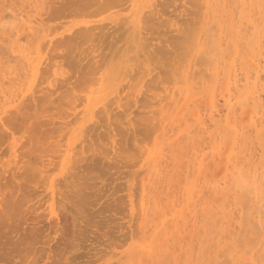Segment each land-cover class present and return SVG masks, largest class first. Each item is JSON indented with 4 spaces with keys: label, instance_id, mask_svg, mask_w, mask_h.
I'll use <instances>...</instances> for the list:
<instances>
[{
    "label": "rangeland",
    "instance_id": "rangeland-1",
    "mask_svg": "<svg viewBox=\"0 0 264 264\" xmlns=\"http://www.w3.org/2000/svg\"><path fill=\"white\" fill-rule=\"evenodd\" d=\"M257 1L259 0H242V3L241 0H0V83L7 87L8 79L17 75V85L24 84L23 96L18 94V109L11 107V110L9 107L10 111L7 109V113L0 115V264H264V232L254 225L259 219L257 225L262 226L264 231V194H259L264 193V190H258L261 187L264 189V171H261L264 169V119H261L264 118V90L257 94L256 88L255 93L260 97L252 93L254 97L249 95L248 98V93L247 96L242 93L249 90L243 89L240 94L237 91L238 85H241L239 89L243 86L245 88L247 80L243 76L246 73L253 75L256 63L260 65L264 61V45H260L262 42L264 44V1ZM257 6L260 9L257 10ZM134 14L140 20L144 18V21L141 20L143 22L140 21L137 25V18L132 17L128 22L126 17ZM147 19L150 20L146 21ZM251 19H255V22ZM29 20H33L35 28L37 26L34 28L37 38L30 35V31L27 32ZM144 22L147 24H142ZM240 23L244 29L239 27ZM251 25L253 31L256 30L255 27L259 28L253 33ZM18 28L19 36L16 35ZM246 28L250 30L249 34ZM252 34H258L255 36L258 41ZM28 35L30 36L26 38ZM212 39L213 43L208 48ZM236 42L238 46L235 45ZM27 43L34 44L30 46ZM215 45L221 52L216 50L218 48ZM17 46L25 49L31 47V51L39 47L41 58L35 76L28 74L25 77L24 60L19 53L14 52ZM249 46L255 48L251 55L247 54L253 61L248 60L245 55L247 50H250L249 53L252 50ZM252 54L256 57H252ZM260 55L262 59L258 61L256 58ZM244 60L251 65L256 62L252 68L249 64H244L246 69H251L250 73L249 69L247 72L242 64H238ZM261 65L258 66L261 68L257 74L264 72L263 63ZM224 68L227 71L223 72ZM236 68L244 70L245 75L243 72L241 74L243 79L240 76L238 79L237 75L241 71L237 69L238 73ZM217 69L222 73H219L220 76L215 75L218 74ZM232 69L233 73L238 74L235 73L234 76ZM11 71L13 76H10ZM226 73L230 78L225 75L224 80ZM231 80L233 86L229 84ZM239 80L245 83L241 84ZM214 82L218 85V88L215 87L217 92L212 88L215 86ZM261 82L259 77L257 87L263 86L258 92L264 87V75ZM225 86L233 89L229 87L230 91ZM219 88L222 89L221 92ZM229 93L234 95L231 94L233 99ZM211 100L218 102L215 103L217 106L214 103L209 106ZM238 100H250V109L246 107L247 101V104L241 101L245 103L243 106ZM233 102L235 105L231 104ZM210 108L212 110L209 111ZM248 109L249 112L252 110L250 114ZM230 113L232 114L229 115ZM218 114L223 117L219 115L220 118ZM241 114H246L247 117L244 118ZM256 118L261 119L262 123ZM250 119L251 122L254 121V125L249 122ZM235 120H239L236 124L244 122V131L242 124H239L242 127L237 125V130L233 123ZM203 121L205 126L202 128ZM206 125L207 131H204ZM254 126L260 128L259 131ZM261 132L263 134L260 136ZM247 134L251 141L245 138ZM235 137L236 142L233 140ZM239 138L241 139L238 141ZM68 143H72L75 153L73 161L67 165L69 173L67 169V172L60 171L61 165H55L56 161L54 163L52 160L54 152H64ZM197 147L202 148L199 149L200 152ZM238 148L246 156L243 151L241 155ZM249 148L253 151H249ZM219 152H222V156ZM250 154H255L257 160ZM228 156H233V161ZM200 157L204 162L200 161ZM241 157L245 160L238 159ZM74 159L78 161L73 163ZM157 159L159 165L166 159V164L164 162L162 165L173 176L168 175L162 165L156 168ZM169 159L172 161L169 162ZM249 162L253 164V168ZM235 164L240 171L235 170ZM35 168L40 169V173L34 172L38 170ZM254 168L256 173L254 170L252 172ZM151 169H154L153 172H149ZM187 170L189 174L186 173ZM231 172L234 173L228 183ZM250 172V177L258 174L261 180L256 179V184L253 185L249 182L246 189L252 192L256 186L258 191L255 189L252 194L245 190L246 195H249L247 200L245 193L243 195L241 191L245 188H236L235 181L244 173L248 178ZM150 173L152 176L155 174L156 180ZM225 175L227 179H223L226 178ZM170 177L174 178L170 180ZM250 177L249 180L245 179L250 181ZM53 178L54 186L57 185L51 198L45 184H49ZM167 178L168 184L164 182ZM214 180L219 183L216 185L215 181L213 186ZM142 183L146 185L145 189L155 193H148V189L142 190ZM225 184L235 188L231 189L229 185L225 187ZM216 186L219 190L222 186L223 190L214 191ZM214 192L220 196L216 197ZM165 195L172 198H169L171 201L167 200L169 203L166 201L167 204ZM230 195L233 196L230 198ZM261 195L263 201L259 199ZM143 202H146L147 211H152H146L147 216L141 210ZM51 205L60 213L59 219L49 217ZM149 206L157 207L158 210H151ZM224 206L225 209L228 208L225 211ZM256 209L263 212L262 219L259 217L260 212H253ZM227 210L230 213H224ZM245 211L246 214L250 211L249 216H243ZM148 214L151 215L148 217ZM143 216L151 219L146 220ZM253 216H257L255 221ZM251 218L254 219L250 220ZM222 228L228 229L230 233L226 234L227 231L225 233Z\"/></svg>",
    "mask_w": 264,
    "mask_h": 264
},
{
    "label": "bare ground",
    "instance_id": "bare-ground-1",
    "mask_svg": "<svg viewBox=\"0 0 264 264\" xmlns=\"http://www.w3.org/2000/svg\"><path fill=\"white\" fill-rule=\"evenodd\" d=\"M203 1H204V0H203ZM208 1H209V0H208ZM249 1H250V0H249ZM259 1H260V0H259ZM259 1H257V2L260 3ZM261 1H262V0H261ZM263 1H264V0H263ZM247 2H248V0H247ZM203 3H204V2H203ZM241 3H242V0H241ZM250 3H251V2H250ZM258 3H257V4H258ZM215 4H216V2H215ZM247 4H248V3H247ZM244 5H245V4H244ZM244 5H243V6H244ZM261 5H263V3H262ZM245 6H246V5H245ZM249 6H251V4H250ZM254 6H255V5H254ZM34 7H35V6H34ZM255 7H256V6H255ZM263 8H264V6L262 7V9H263ZM258 9H260V8L257 6V10H258ZM262 9H261V11H262ZM22 10H23V9H22ZM252 10H253V9H252ZM257 10H256V11H257ZM29 11H30V10H29ZM29 11H28V12H29ZM261 11H258V12L261 13ZM263 11H264V9H263ZM37 12H38V11H37ZM251 12H252V11H251ZM11 13H12V12H11ZM16 13H17V12H16ZM18 13H19V12H18ZM249 13H250V12H249ZM249 13H248V14H249ZM252 13H253V12H252ZM252 13H251V16H252ZM255 13L257 14V12H255ZM255 13H254V14H255ZM263 13H264V12H263ZM38 14H39V13H38ZM132 14H133V13H132ZM143 14H144V13H143ZM217 14H218V13H217ZM13 15H14V14H13ZM237 15H238V14H237ZM263 15H264V14H263ZM14 16H15V15H14ZM142 16L145 17L144 15H142ZM142 16H141V17H142ZM240 16H242L241 13H240ZM258 16H259V15H258ZM22 17H23V16H22ZM132 17H133V18H137V15L134 14V15H131V16L129 15V17H126V18H128V20H129L128 22L131 21ZM146 17H147V16H146ZM252 17H253V16H252ZM261 17H262V16H261ZM147 18H151V17L148 16ZM238 18H239V17H238ZM240 18H241V17H240ZM245 18H246V17H245ZM253 18H254V17H253ZM255 18H258V17L256 16ZM0 19H2V17H0ZM14 19H15V18H14ZM29 19H30V18H29ZM34 19H35V18H34ZM143 19H144V18H143ZM143 19H141V20H143ZM152 19H153V18H152ZM152 19H151V20H152ZM35 20H36V19H35ZM119 20H120V19H119ZM119 20H118V21H119ZM134 20H135V19H134ZM141 20H140V17L137 18V20H136L137 25H138V23H139ZM148 20H150V19H147L146 21H148ZM247 20H249V19H247ZM251 20L253 21V19H251ZM251 20H250V21H251ZM257 20H258V19H257ZM257 20H256V21H257ZM32 21H33V20H31V21L29 20V22L27 23V26H26L27 29H28L27 32L30 31V35H32V36L35 35V36H36V34H35L36 30H35V29L37 28V26H36V28H35V27L33 26ZM122 21H123V20H122ZM122 21H120L122 24L125 23V22H122ZM143 21H144V20H143ZM143 21H141V22H143ZM231 21H232V19H231ZM245 21H246V20H245ZM252 21H251L250 23H252ZM261 21H262V19H261ZM26 22H27V21H26ZM254 22H255V19H254L253 23H254ZM258 22L261 23L259 20H258ZM258 22H257V23H258ZM262 22H264V20H263ZM18 23H19V22H18ZM18 23H17V24H18ZM247 23H249V21H247ZM17 24H16V25H17ZM39 24H40V23H38V25H39ZM142 24H145V25H146L147 22H146V23L144 22V23H142ZM241 24H242V23H240V26L238 25L240 28H241ZM263 24H264V23H263ZM1 25H3V24H1ZM24 25H26V24H24ZM24 25H23V26H24ZM140 25H141V24H140ZM145 25H144V26H145ZM231 25H232V24H231ZM231 25H230V26H231ZM245 25H246V24H244V26H245ZM247 25H248V24H247ZM232 26H233V25H232ZM258 26H259V25H258ZM0 27H2V26H0ZM16 27H17V26H16ZM16 27H15V28H16ZM136 27H137V26H136ZM136 27H134V29H135ZM138 27H139V26H138ZM141 27H142V25H141ZM233 27H234V26H233ZM242 27H243V26H242ZM245 27H246V26H245ZM247 27H248V26H247ZM249 27H250V25H249ZM251 27H252V25H251ZM254 27H255V25H254ZM262 27H263V26H262ZM262 27H261L260 29L263 30L264 27H263V28H262ZM4 28H5V27H4ZM7 28H9V27H7ZM34 28H35V29H34ZM139 28H140V27H139ZM142 28H143V27H142ZM240 28H239V29H240ZM258 28H259V27H258ZM258 28L255 27L256 30H257ZM12 29H13V28H12ZM12 29H11V30H12ZM234 29H236V28H234ZM241 29H244V28H241ZM241 29H240V30H241ZM246 30H247V28H246ZM248 30H249V29H248ZM248 30H247V32H248L247 34H249V31H250V30L253 31L254 29H253V27H252V28H250L249 31H248ZM256 30H255V31H256ZM37 31H38V30H37ZM40 31H41V30H40ZM252 31H251V32H252ZM255 31H253V33H254ZM13 32H14V31H13ZM27 32H26V33H27ZM134 32H135V31H134ZM229 32H230V31H229ZM236 32L238 33V27H237ZM239 32H240V31H239ZM245 32H246V31H245ZM251 32H250L249 37L251 36ZM259 32H260V30H259ZM263 32H264V31H263ZM26 33H25V34H26ZM240 33H241V32H240ZM257 33H258V32H257ZM260 33H261V32H260ZM28 34H29V33H28ZM242 34H243V33H242ZM261 34H262V33H261ZM16 35H17V36L20 35V30H19V28L16 30ZM30 35L26 36V38H28ZM240 35H241V34H240ZM244 35H245V34H244ZM254 35H255V34H254ZM257 35H258V34H257ZM257 35H255V36H257ZM263 35H264V34H263ZM24 36H25V35H24ZM252 36H253V34H252ZM255 36H253V38H254ZM259 36H260V35H259ZM20 37H21V36H20ZM22 37H23V36H22ZM220 37H221V36H220ZM238 37H239V36H238ZM242 37H243V36H242ZM244 37H245V36H244ZM247 37H248V35H247ZM14 38H15V37H14ZM18 38H19V37H18ZM36 38H37V36H36ZM239 38H240V37H239ZM245 38H246V37H245ZM255 38H256V37H255ZM263 38H264V36H263ZM34 39H35V38H34ZM213 39H214V37H213ZM213 39L211 40L210 44H208V45H209L208 48H209V47L211 46V44L213 43ZM221 39H222V37H221ZM250 39H251V37H250ZM250 39H249V40H250ZM256 39H257V41H258V38H256ZM256 39H254V40L256 41ZM261 39H262V38H261ZM261 39H260V40H261ZM16 40H17V39H16ZM18 40H19V39H18ZM20 40H21V38H20ZM26 40H27V39H26ZM26 40H25V41H26ZM28 40H29V39H28ZM30 40H31V39H30ZM241 40H242V39H241ZM249 40L247 39V41H249ZM216 41H217V40H216ZM216 41H215V42H216ZM219 41H222V40L219 39ZM227 41H229V40L227 39ZM227 41H226V45L228 44ZM230 41H231V40H230ZM239 41H240V39H239ZM251 41H253V40H251ZM255 41H253V43H255ZM257 41H256V42H257ZM15 42H16V41H15ZM27 42H29V41H27ZM31 42H32V41H31ZM34 42H35V41H34ZM10 43H11V42H10ZM217 43L220 44L221 42H220V43L217 42ZM246 43H247V42H246ZM248 43H249V42H248ZM248 43H247V44H248ZM33 44H34V43H33ZM33 44L27 43V45H30V46L33 45ZM216 45H217V44H216ZM216 45H215V46H216ZM221 45H222V44H221ZM226 45H225V47L228 46V45H227V46H226ZM235 45L238 46L239 44H237V42H236ZM235 45H234V47H235ZM248 45H250V44H248ZM248 45H247V46H248ZM253 45H254V44H253ZM255 45H256V44H255ZM255 45H254V46H255ZM257 45H258V44H257ZM257 45H256V46H257ZM260 45H261V46L264 45L263 42H262V44H260ZM260 45H259V47H260ZM25 46H26V45H25ZM251 46H252V45H251ZM251 46H249V47H251ZM32 47H33V46H32ZM216 47H217V46H216ZM249 47H247V49H248ZM13 48H14V47H13ZM30 48H31V47H30ZM30 48H29V49H28V48L25 49V48H23V47H19V46H17V47H15V49H14V52L19 53V56L24 60V63H25V67H24V68H25V70H26L25 77H27L28 74H30L31 76H33V75L35 76V73L38 72V66H39V62H40L39 60H40V58H41V57L39 58V55H40V54H39V50H40L39 47H37V50H35V51H31ZM217 48H218V47H217ZM237 48H238V47H237ZM237 48H235V50H236ZM256 48H257V47H256ZM213 49H214V48H213ZM220 49H221V48H220ZM250 49H252L250 53H249L250 50H247L248 53H247V52H245L246 54L244 53L247 57H248V55H251L252 51L255 50L254 47H253V48L251 47ZM253 49H254V50H253ZM263 49H264V47H263ZM263 49H262V50H263ZM216 50H219V48L216 49ZM239 50H240V49H239ZM239 50H238V51H239ZM256 50H257V49H256ZM219 51L221 52V50H219ZM224 52H225V51H224ZM240 52H241V51H240ZM209 53H210V52H209ZM234 53H236V51H235ZM237 53H238V52H237ZM256 53H257V52H256ZM262 53H263V52H262ZM240 54H241V53H240ZM244 54H243V55H244ZM247 54H248V55H247ZM253 54H254V53H253ZM253 54H252V57L254 56ZM260 54H261V53H260ZM237 55H238V54H237ZM243 55H240V56H243ZM245 55H244V56H245ZM263 55H264V54H263ZM263 55H262V56H263ZM209 56H210V55H209ZM233 56H235V55L233 54ZM249 57H250V56H249ZM249 57H248L247 59L250 60V61H253V60L250 59L251 57H250V58H249ZM254 57H256V56H254ZM231 58H232V57H231ZM233 58H234V57H233ZM260 58H261V55H260L259 58H256V59L259 61ZM262 58H264V57H262ZM262 58H261V59H262ZM235 59H236V58H235ZM235 59H234L233 61L236 62ZM238 59H239V58H238ZM238 59H237V60H238ZM247 59H246V61L248 62ZM228 60H229V59H228ZM241 60H243V59H241ZM254 60H255V58H254ZM263 60H264V59H263ZM244 61H245V60H244ZM244 61H242V62H244ZM246 61H245L244 63H242V62L240 61L238 64H240V65L242 64V66L244 67V64H246ZM255 63H256V62H254L253 64L255 65ZM259 63H260V62H259ZM262 63H263V65H264V61H262ZM262 63H261V64H262ZM216 64H217V63H216ZM216 64H215V65H216ZM231 64H232V62H231ZM236 64H237V62L235 63V65H236ZM247 64H249L250 66H249V65H248V66L252 68V65H253V64L251 65L250 62L247 63ZM247 64H246V65H247ZM261 64H260V65H261ZM232 65H233V64H232ZM240 65H239V66H240ZM254 65H253V66H254ZM256 65H257L256 68L254 67L255 70H254V74H253V75H252V73H251L250 75H247V73H246V75H245L244 72H243L244 70L242 71L243 67H242V69H240V68H239V69L236 68V70H235V71H237V69H238V70L241 71V72H240V75H237V76H238V79H239V76H240V78H241V74H242V72H243V74H244L245 76H247L246 79H245V76H243V77H244V80H245V81L247 80L246 83H245V81H243V80L241 81V82H244V83L246 84V85H245V88H244L243 85H242V86H243L242 89H239V86H241V85H238V87H237V88H238V90H237L238 93L241 92V91H243V89H245L246 91L249 90V91H247L246 93H244L245 91L242 93L243 95H244V94L246 95V94L248 93V96L246 95V96H247L246 98L250 97L249 95H251V96L254 97V94L252 95V93H255V90H257L256 88H258V90H259V89H261V86H263V85H261V86H259V85H260V83H262L261 80H263L264 72H263V74H257V73L260 72L259 70H260L261 67L258 68V66H260V65L257 64V63H256ZM230 66H231V65H230ZM236 66H237V65H236ZM261 66H262V65H261ZM237 67H238V66H237ZM21 68H22V67H21ZM231 68H232V67H231ZM222 69H223V68H222ZM225 69H226V68H224L223 72L227 71V70H225ZM228 69H229V66H228ZM244 69L247 70V72H248V69H249V73H250V71H251V69L248 68V67H247V69L244 67ZM218 70H219V69H217V72H218ZM0 71H1V69H0ZM219 71H220V70H219ZM235 71H234V72H235ZM261 71H262V70H261ZM215 72H216V70H215ZM230 72H231V70H230ZM237 72L239 73V71H237ZM245 72H246V71H245ZM252 72H253V70H252ZM9 73H10V76H11V75H12V74H11L12 71L9 72ZM212 73H213V72H212ZM219 73H221V72H218V74H215V75L220 76ZM227 73H229V71H228ZM227 73L224 74V80H225V75L227 76ZM232 73H233V69H232ZM232 73H230V74H232ZM235 73H236V72H235ZM235 73H233L234 76H235L236 74H238V73H236V74H235ZM249 73H248V74H249ZM13 74H14V73H13ZM221 74H222V73H221ZM243 74H242V75H243ZM5 75H6V74H5ZM8 75H9V74H8ZM213 75H214V74H213ZM215 75H214V76H215ZM259 75H261L262 77L259 76ZM12 76H13V75H12ZM14 76H15V74H14ZM214 76H213V77H214ZM228 76H230V75H228ZM228 76H227V77H228ZM231 76H232V75H231ZM237 76H236V78H237ZM18 77H19V76H17V75H16L14 78H12V77L10 78V77H9L10 79H8V78L6 77V78L8 79V82H9V85H8L7 87H4V86H3V83H0V115H1L2 113L4 114L5 112L7 113V109H9V107H10V108H11V107H14V108H16V109H18V107H19V104H20V98H19V95H22V96H23V88H22V87L24 86V84L19 83V84H21V85H17V83L19 82V81H16V80L18 79ZM25 77H24V78H25ZM248 77H253V78H252V79L249 78L251 81H248V80H249ZM259 77H260V83H259L258 86H259L260 88L257 87V83H258V81H259ZM228 78H230V77H228ZM236 78H235V79H236ZM215 79H216V77H215ZM232 79H233V78H232ZM241 79H243V78H241ZM241 79H240V80H241ZM25 80H26V79H25ZM216 80H217V79H216ZM216 80H215V81H216ZM219 80H220V78H219ZM219 80H218V85H219V82H220ZM226 80H227V79H226ZM240 80H239V82H240ZM0 81H1V80H0ZM23 81H24V80H23ZM23 81H22V83H23ZM222 81H223V80H222ZM236 81H237V80H236ZM3 82H4V81H3ZM16 82H17V83H16ZM225 82H226V81H225ZM239 82H237V84H240V83H241V82H240V83H239ZM14 83H16V84H14ZM24 83H25V82H24ZM214 83H215V82H214ZM227 83H228V82H227ZM234 83H236V82H234ZM244 83H243V84H244ZM30 84H31V83H30ZM221 84H222V82L220 83V86H221ZM225 84H226V83H225ZM229 84H232V80H231V83H229ZM229 84H228V85H229ZM241 84H242V83H241ZM218 85H217V83H215V86H213L212 88H214V90H215V87L217 86V88H218ZM228 85H227V86H228ZM232 86H233V84H232ZM246 86H247V87H246ZM225 87H226V86H225ZM229 87H230V86H229ZM229 87H228V88L226 87V89H228V90L231 91V89H233V88L230 87L231 89H229ZM20 88H22V89H20ZM226 89H225V90H226ZM214 90H213V94H215V93H214ZM217 90H218V89H217ZM221 90H222V89L219 88V92H221ZM235 90H236V86H235ZM239 90H240V91H239ZM258 90L256 91V93H257V94H258V93L261 94V92H263V90H264V87L262 88V91L260 90V91L258 92ZM215 91H216V90H215ZM230 91H229V92H230ZM216 92H217V91H216ZM226 93H228V92L226 91ZM226 93H225V95H226ZM235 93H236V92H235ZM238 93H236V95H239V94H240V93H239V94H238ZM256 93H255V94H256ZM263 93H264V92H263ZM18 94H19V95H18ZM221 94H222V93H221ZM229 94H230V93H229ZM229 94H227V95H229ZM231 94H232V93H231ZM231 94H230V97H232V95H233V94H232V95H231ZM242 94H241V95H242ZM257 94H256V96H258ZM216 95H217V94H216ZM245 95H244V96H245ZM209 96H210V95H209ZM219 96H220V93H219ZM233 96H234V95H233ZM214 97H217V96H214ZM226 97H227V96H226ZM228 97H229V96H228ZM235 97H237V96H235ZM235 97H234V99H238V98H235ZM258 97H260V96H258ZM258 97H257V98H258ZM262 97L264 98V96H262ZM262 97H261V98H262ZM220 98H221V97H220ZM239 98H240V97H239ZM18 99H19V100H18ZM21 99H22V98H21ZM208 99H209V98H208ZM212 99H214L213 96H212ZM215 99H216V98H215ZM228 99H229V98H228ZM232 99H233V97H232ZM232 99H230V100H232ZM258 99H259V98H258ZM17 100H18V101H17ZM216 100H217V99H216ZM219 100H220V99H218V101H219ZM223 100H224V99H223ZM225 100H227V98H226ZM259 100H260V99H259ZM259 100H257V101H259ZM261 100H263V99H261ZM21 101H22V100H21ZM211 101H212V102H211ZM211 101H210V103H209V106L212 105L211 103H214V104H215V103H216V104L218 103V102H216V101L213 102L214 100H211ZM221 101H222V100H221ZM221 101H220V103H221ZM227 101H228V100H227ZM238 101L241 102V101H244V100H238ZM246 101H247V100H246ZM246 101H244V102L246 103ZM254 101H255V100H254ZM18 102H19V103H18ZM222 102H223V101H222ZM228 102H229V101H228ZM244 102H241L243 106H244V104H245ZM261 102H262V101H261ZM261 102H259V103H261ZM235 103L237 104L236 101H235ZM243 103H244V104H243ZM247 103H248V105H246V107L249 108V107H250V100H249V102L247 101ZM247 103H246V104H247ZM254 103H255V102H254ZM254 103H253L252 105H254ZM105 104H106V103H105ZM210 104H211V105H210ZM216 104H215V105H216ZM226 104H227V102H226ZM228 104H229V103H228ZM231 104H234V102L231 103ZM238 104H239V103H238ZM238 104H237V105H238ZM255 104H256V103H255ZM257 104H258V103H257ZM219 105H223V104H219ZM234 105H235V104H234ZM242 105H241V107H242ZM206 106H207V105H206ZM216 106H217V105H216ZM248 106H249V107H248ZM256 106H257V105H256ZM258 106H259V105H258ZM260 106H261V105H260ZM196 107H197V106H196ZM214 107H215V106H214ZM218 107H219V106H218ZM218 107H217V108H218ZM222 107H223V106H222ZM225 107H226V106H225ZM227 107H228V106H227ZM227 107H226V108H227ZM229 107H230V106H229ZM235 107H236V106H235ZM239 107H240V106H239ZM261 107H262V106H261ZM263 107H264V106H263ZM208 108H209V107H208ZM219 108H220V107H219ZM233 108H234V107H233ZM247 108L244 107L245 111H247ZM229 109H230V108H229ZM244 109H242V110L244 111ZM249 109H250V108H249ZM249 109H248V112L250 111ZM256 109H258V108H256ZM11 110H12V108H11ZM198 110H199V109H198ZM210 110H212V109L210 108L209 111H210ZM224 110H225V109H224ZM224 110H223V112H226V113H227V111H224ZM226 110H227V109H226ZM240 110H241V109H240ZM240 110H238V111H240ZM242 110H241V111H242ZM259 110H260V109H259ZM262 110H263V109H262ZM8 111H10V109H9ZM220 111H222V110H220ZM230 111H231V110H229V112H230ZM238 111H235V112L238 113ZM263 111H264V110H263ZM93 112H94V111H93ZM205 112H208V110H207V111L205 110ZM205 112H204V113H205ZM211 112H212V111H211ZM229 112H228V113H229ZM251 112H252V110H251ZM251 112H249V114H250ZM196 113H197V112H196ZM200 113H201V112H200ZM209 113H210V112H208V115H210ZM214 113H215V112H214ZM214 113H212V114H214ZM216 113H217V112H216ZM218 113H220V112H218ZM94 114H95V113H94ZM205 114H207V113H205ZM231 114H232V113H230L229 115H231ZM234 114H235V113H234ZM246 114H248V113H246ZM246 114H245V115L241 114V116L243 115V117L245 116L244 118H246V117H247ZM249 114H248V116H250ZM260 114H261V113H260ZM198 115H199V112H198ZM201 115H202V114H201ZM219 115H220V114H218V116H219ZM227 115H228V114H227ZM237 115H238V114H237ZM251 115H252V114H251ZM253 115H254V114H253ZM253 115H252V116H253ZM255 115H256V114H255ZM262 115H263V114H262ZM262 115H261V116H262ZM195 116H196V119H197V115H195ZM204 116H205V115H204ZM218 116H217V117H218ZM220 116L223 117V115H220ZM220 116H219V117H220ZM235 116H236V115H235ZM257 116H260V115L258 114ZM263 116H264V115H263ZM193 117H194V116H193ZM198 117H199V116H198ZM215 117H216V116H215ZM233 117H234V116H233ZM250 117H251V116H250ZM1 118H2V116H1ZM1 118H0V121H1ZM202 118H204V117H202ZM207 118H208V117H207ZM207 118H206V120H205V119H204V120L207 121ZM220 118H221V117H220ZM224 118H226V117H225V114H224ZM200 119H201V118H200ZM200 119H198L199 122L202 120V119H201V120H200ZM215 119H216V118H215ZM230 119H232V121H234L233 118H230ZM256 119H257V118H256ZM261 119H264V118H261ZM261 119L258 118L257 120H258L259 122L262 123V120H261ZM211 120H212V119H211ZM211 120H210V118H209V121H211ZM219 120H222V119H219ZM219 120H218V123H220ZM226 120H227V118H226ZM254 120H255V119H254ZM260 120H261V121H260ZM209 121H208V122H209ZM213 121H215V120H213ZM238 121H239V120H237V121L235 120V122H233V123L236 125L237 130H238V126H239V127H242V126H243V127H244L243 131H244V130H245V126H244L245 124H244V125L242 124V123H244V122L242 121V123L240 122V123L236 124ZM240 121H241V120H240ZM211 122H212V121H211ZM222 122H223V120H222ZM245 122H247V124H248V121L245 120ZM249 122H251V119H250ZM255 122H257V121H255ZM259 122H258V123H259ZM263 122H264V121H263ZM206 123H207V122H206ZM212 123H213V122H212ZM218 123H217V124H218ZM229 123H232V122L229 121ZM251 123L253 124L254 121L251 122ZM1 124H2V123H1ZM199 124H200V123H199ZM213 124H214V123H213ZM239 124H242V126H240ZM247 124H246V125H247ZM210 125H212V124H210ZM214 125H215V124H214ZM218 125H219V124H218ZM224 125H225V124H224ZM237 125H238V126H237ZM248 125H251V124H248ZM253 125H254V124H253ZM253 125H252V126H253ZM198 126H199V125H198ZM204 126H205V125H204V121H203V125H201V127L203 128ZM222 126H223V125H222ZM225 126H226V125H225ZM228 126H229V125H227V128H229ZM258 126L260 127V125H258ZM263 126H264V124H263ZM219 127H221V126H219ZM233 127H235V126H233ZM206 128H207V125H206L204 131H207ZM216 128H218V127H216ZM221 128L224 129V127H221ZM248 128H250V127H248ZM248 128H247V129H248ZM254 128H257V127L254 126ZM260 128H262V127H260ZM260 128H259V129H260ZM263 128H264V127H263ZM213 129H214V127H213ZM223 129H222V130H223ZM235 129H236V128H235ZM241 129H242V128H241ZM257 129H258V128H257ZM259 129H258L257 131H259ZM200 130L202 131L203 129L200 128ZM211 130H212V129H211ZM215 130H216V129H215ZM222 130H221V131H222ZM230 130H231V129H230ZM248 130H249V129H248ZM263 130H264V129H263ZM227 131H228V129H227ZM218 132H220V131L218 130ZM218 132H217V133H218ZM230 132H231V131H230ZM235 132H236V130H235ZM239 132H240V131H239ZM251 132H252V131H251ZM233 133H234V132H233ZM237 133H238V132H237ZM247 133H250V132H247ZM213 134H216V133H213ZM241 134H242V133H241ZM250 134H251V133H250ZM262 134H263V133L261 132V133H260V136H261ZM229 135H232V134L229 133ZM229 135H228V136H229ZM238 135H239V134H237V137H238ZM189 136H190V135H189ZM233 136H236V134L233 135ZM244 136H246V135L244 134ZM244 136H243V137H244ZM256 136H257V134H256ZM256 136H255V137H256ZM219 137H220V135H219ZM240 137H241V136H240ZM243 137H242V138H243ZM249 137H251V136H249ZM252 137H253V136H252ZM257 137L259 138V136H257ZM245 138L248 139V134H247V137H245ZM176 139H177V138H176ZM217 139H218V138H217ZM230 139H231V138L229 137V140H230ZM240 139H241V138H239L238 141H239ZM211 140H212V138H211ZM213 140H215V136H214V139H213ZM233 140H235V142H236V137H235V139H233ZM248 140H249V139H248ZM248 140H247V141H248ZM230 141H231V140H230ZM249 141H251V140H249ZM225 142H226V141H225ZM229 143H231V142H229ZM237 143L239 144V142H237ZM245 143H246V142H245ZM240 144H241V141H240ZM243 144H244V143H242V145H243ZM184 145H185V144H184ZM199 145H200V144H199ZM236 145H237V144H236ZM236 145H235V146H236ZM248 145H249V144H248ZM229 146L232 147V143H231V145H229ZM245 146H247V145H245ZM249 146H252V145H249ZM65 147H66V146H65ZM199 147H200V146H199ZM238 147L241 148L240 145H239ZM236 148H237V146H236ZM236 148H234V149L232 148L233 151H234ZM239 148H238V150H240L239 153L241 154V152H242L243 150H242V149H239ZM245 148H246V147H245ZM73 149H74V146H72V143H68V144H67V147H66V149H65L64 152H62V150H60L62 153H59V154L57 153V154H56V152L58 151V150H57L56 152H54L56 155L53 153L55 156L52 155V156H53L52 160H53L54 163H55V161H56L55 165H56V164L61 165V170H60V171H65L66 169L68 170V168H67L68 166H67V165L70 163V161H73V160H72V156L75 155V153L73 152ZM193 149L195 150V147H194V146H193ZM196 149L199 150L200 148L197 147ZM201 149H202V148H201ZM201 149H200V150H201ZM227 149H228V148H227ZM251 149H252V148H251ZM251 149L249 148V151H250ZM200 150H199V152H200ZM228 150H229V149H228ZM245 150H248V149L246 148ZM195 151H196V150H195ZM230 151H231V150H230ZM236 151H237V149H236ZM249 151H248V154L250 153ZM252 151H253V149H252ZM252 151H251V152H252ZM255 151H256V150H255ZM58 152H59V151H58ZM79 152H80V151H79ZM81 152H82V151H81ZM160 152H161V151H160ZM160 152H159V154H160ZM224 152H225V151H224ZM224 152H223V156H224ZM243 152H244V151H243ZM191 153L194 154L193 152H191ZM201 153H202V152H201ZM201 153H200V154H201ZM219 153H220V152H219ZM230 153H231V152H230ZM234 153H235V152H234ZM234 153L232 152V154H234ZM236 153H238V152H236ZM239 153H238V154H239ZM246 153H247V152H246ZM157 154H158V153H157ZM157 154H156V155H157ZM159 154H158V155H159ZM220 154H221V156H222V152H221ZM225 154H226V153H225ZM244 154H245V152H244ZM156 155H155V156H156ZM158 155H157V156H158ZM196 155H197V154H196ZM196 155H195V157H196ZM235 155L237 156V154H235ZM241 155H242V154H241ZM250 155H252V154H250ZM153 156H154V155H153ZM160 156H161V155H160ZM162 156H163V154H162ZM197 156H198V155H197ZM219 156H220V155H219ZM225 156H226V155H225ZM225 156H224V157H225ZM230 156H231V155H230ZM230 156H228V158H229ZM233 156H234V155H233ZM233 156H232V157H233ZM245 156H246V154H245ZM252 156L255 157V154L252 155ZM256 156H257V155H256ZM75 157H76V156H74V158H75ZM158 157H159V156H158ZM158 157H157V158H158ZM168 157H170V156H168ZM232 157H230V158L232 159L231 161H233V158H232ZM237 157H238V156H237ZM76 158H77V157H76ZM160 158L162 159L163 157H160ZM230 158H229V159H230ZM247 158H250V156L247 157ZM256 158H257V157H255V160H257ZM77 159H78V158H77ZM150 159H151V158H150ZM161 159H160V162H163V160L161 161ZM163 159H164V158H163ZM166 159H167V158H166ZM166 159L164 160V162L166 161ZM171 159H172V158H171ZM174 159H175V158H174ZM199 159H202V158L200 157ZM238 159H242V157H241V158H238ZM243 159L245 160V158H243ZM243 159H242L241 161H243ZM251 159H252V157H251ZM251 159H250V160H251ZM50 160H51V159H50ZM54 160H55V161H54ZM151 160H152V159H151ZM153 160H155V159H153ZM172 160H173V159H172ZM172 160L169 159V162L172 161ZM196 160H197V158H196ZM222 160H223V159H222ZM227 160H228V159H227ZM227 160H225V161H227ZM236 160H237V158L235 159V161H236ZM246 160H247V159H246ZM250 160H249V161H250ZM253 160H254V159H253ZM253 160H252V161H253ZM255 160H254V161H255ZM76 161H78V160H75V159H74V162H73V163H76ZM155 161H156V160H155ZM157 161H158V159H157ZM173 161H174V160H173ZM197 161H198V160H197ZM200 161H203V159L200 160ZM225 161H222V163L224 164ZM259 161H260V160H259ZM259 161H258L257 163H259ZM262 161H263V162H262ZM262 161H261V162L263 163V166H264V160H262ZM49 162H51V161H49ZM57 162H58V163H57ZM152 162H153V161H152ZM152 162H151V164H152ZM164 162H163V163H164ZM167 162H168V161H167ZM194 162H195V161H194ZM203 162H204V161H203ZM203 162H202V163H203ZM247 162H248V161H247ZM247 162H246V163H247ZM255 162H256V161H255ZM54 163H53V164H54ZM157 163H158V164H157ZM157 163H156V168H157L158 165H159V161H158ZM163 163H162V164H163ZM173 163H174V162H173ZM198 163H199V162H198ZM227 163H228V162H227ZM227 163H226V164H227ZM249 163H251V162H249ZM253 163H254V162H253ZM257 163H256V165H258ZM262 163H260V164L262 165ZM49 164H50V163H49ZM71 164H72V162H71ZM71 164H70V167H71V170H72V166H71ZM162 164L160 163V165H162ZM165 164H166V162H165ZM165 164H164V165H165ZM170 164H171V163H170ZM170 164H169V166H170ZM199 164H201V163H199ZM251 164H252V163H251ZM260 164H259V165H260ZM51 165H52V164H51ZM59 165H58V166H59ZM160 165H159V167H160ZM202 165H203V164H202ZM229 165L231 166V164H229ZM238 165H239V163H238ZM238 165H237V166H238ZM247 165H248V163H247ZM261 165H260V166H261ZM47 166H48V165H47ZM53 166H54V165H53ZM151 166H152V168H154L153 165H151ZM154 166H155V165H154ZM162 166H163V165H162ZM162 166H161V167H162ZM224 166H225V165H224ZM237 166H236V164L234 165V168H236L235 170H236V171H237V170L240 171L241 169H239V167H237ZM244 166H245V165H244ZM248 166H249V165H248ZM251 166H252L251 168H253V164H252ZM42 167H43V166H42ZM49 167H50V166H49ZM70 167H69V168H70ZM149 167H150V165H149ZM167 167H168V166H167ZM187 167H188V166H187ZM200 167H201V166H200ZM225 167H226V166H225ZM249 167H250V166H249ZM255 167L257 168V166H255ZM40 168H41V167H40ZM52 168H55V167H52ZM162 168H164V166H163ZM228 168H229V166H228ZM251 168H249L248 171H250ZM256 168L252 169V172H253V170H254V172H255V169H256ZM35 169H36V168H35ZM37 169H38V168H37ZM37 169H36V170H37ZM42 169H43V168H42ZM44 169H46V168H44ZM149 169H150V168H149ZM160 169H161V168H160ZM197 169H198V168H197ZM199 169H200V168H199ZM199 169H198V170H199ZM226 169H227V168H226ZM243 169H244V168L242 167V170H243ZM262 169H263V168H262ZM33 170H34V169H33ZM49 170H50V169H49ZM49 170H48V171H49ZM67 170H66V172H67ZM145 170H146V168H145ZM152 170H154V169L149 170V172H151ZM156 170H157V169H156ZM163 170H165V168H164ZM188 170H189V169H188ZM188 170H187V171H188ZM223 170H225V168H224ZM228 170H229V169H228ZM230 170H231V169H230ZM230 170H229V171H230ZM235 170H234V171H235ZM245 170H246V167H245ZM38 171H39V173H40V169H38L37 171H34V172H38ZM41 171H42V170H41ZM46 171H47V170H46ZM69 171H70V169L68 170L67 173H69ZM166 171H168L167 168H166L165 172H166ZM225 171H226V170H225ZM229 171H228V173H229ZM231 171H232V170H231ZM246 171H247V170H246ZM256 171H257V170H256ZM258 171H260V168H259ZM261 171H264V169L261 170ZM44 172H45V170H44ZM149 172H148V173H149ZM152 172H153V171H152ZM154 172H155V171H154ZM156 172H157V171H156ZM161 172H162V171H161ZM161 172H160V173H161ZM163 172H164V171H163ZM201 172H202V171H201ZM223 172H224V171H223ZM243 172H245V171H243ZM160 173H157V175L160 174ZM166 173L168 174V172H166ZM186 173L189 174V171L186 172ZM231 173H232V175H231ZM231 173H230V176H229V179H228V183H229V181L232 179V178L230 179V177L233 176V173H234V172H231ZM238 173H239V172H238ZM255 173H256V172H255ZM259 173H261V172H259ZM42 174L44 175V173H42ZM167 174H166V175H167ZM188 174H187V175H188ZM223 174H226V173H223ZM244 174H246V173H244ZM244 174L242 175V177H243V178H242V177H239V176H241V174L239 173V176H238L239 178H237L236 181H235V183H236V188H237V186H238V188H239V187H244V188H245V189L242 188V189H244V190H241V188H240V190L242 191V193H243L245 190H246V191H249V189H246V188L250 185V183L253 185V184L255 183L256 179H259L258 174L254 175V176L258 177V178H255L254 176H253V177H250V176L252 175L251 172L249 173L248 178H247V176H245ZM250 174H251V175H250ZM261 174H262V173H261ZM261 174H260V176H261ZM35 175H36V174H35ZM46 175H48V174H46ZM150 175L152 176V173H150ZM161 175H162V174H161ZM168 175H170V172H169ZM171 175H172V174H171ZM171 175H170V176H171ZM187 175L185 176V178L187 177ZM198 175H199V173H198ZM226 175H227V174H226ZM226 175H225V177H226ZM44 176H45V175H44ZM147 176H148V174H147ZM153 176H155V174H153ZM153 176H152V177H153ZM163 176H164V174H163ZM172 176H173V175H172ZM201 176H202V175H201ZM204 176H206V175H204ZM244 176H245L246 179H248V180H249V177H250L252 181H251V180H250V181H247V180L245 179ZM158 177H161V176H158ZM167 177H168V176H167ZM202 177H203V176H202ZM235 177H237V172H236V174H235ZM235 177H234V179H235ZM262 177H264V176H262ZM44 178H45V177H44ZM47 178H48V176H47ZM47 178H46V180H47ZM149 178H150V177H149ZM153 178H154V177H153ZM153 178H152V179H153ZM161 178H162V177H161ZM164 178H165V177H164ZM164 178H163V179H164ZM171 178H174V177H170V180H171ZM53 179H54V178H53ZM53 179H52V181H49V184H45V183H44V184H45V189L49 192V194L51 195V198H53L54 188H56L55 186L57 185V184H56V185L54 186L55 183H54L53 181H55V179H54V180H53ZM158 179H159V178H158ZM163 179H162V180H163ZM186 179H187V178H186ZM223 179H227V177H226V178H223ZM234 179H233V180H234ZM262 179L264 180V178H262ZM146 180H148V177H147ZM146 180H145V182H148V181H146ZM154 180H156V176H155V179H154ZM154 180H153V181H154ZM162 180H161V182H163ZM198 180H199V179H198ZM204 180H205V178H204ZM221 180H222V178H221ZM259 180H261V178H260ZM44 181H45V180H44ZM150 181H151V179H150ZM173 181H175V180L173 179ZM205 181H206V180H205ZM205 181H204V182H205ZM215 181H216V185H217V182H218L217 180L212 181V183L215 182ZM257 181H258V180H257ZM46 182H47V181H46ZM145 182H144V183H145ZM151 182H152V181H151ZM156 182H157V181H155V183H156ZM158 182H160V181H158ZM164 182L167 183V182H168V178H167V181L164 180ZM164 182H163V187H164ZM171 182H172V181H171ZM171 182H169V183H171ZM177 182H178V181H177ZM197 182H198V181H197ZM206 182H207V181H206ZM232 182H233V181H232ZM232 182H230V183L232 184ZM249 182H250V183H249ZM258 182H261V183L263 184L262 181H258ZM258 182H257V183H258ZM144 183H142V190H144L145 187H146V185H145ZM155 183H154V184H155ZM166 183H165V185H166ZM207 183H208V182H207ZM207 183H205V185L209 186ZM218 183H219V182H218ZM222 183H224V182H222ZM226 183H227V182H226ZM147 184H148V183H147ZM167 184H168V183H167ZM179 184H180V183H179ZM196 184H197V183H196ZM196 184H195V185H196ZM210 184H211V182H210ZM255 184H256V183H255ZM258 184H260V183H258ZM262 184H261V185H262ZM148 185H150V183H149ZM148 185H147V186H148ZM152 185H153V184H152ZM169 185H170V184H169ZM214 185H215V184L213 183V186H214ZM225 185H226L225 187H228L229 184H228V185L225 184ZM234 185H235V184H234ZM153 186H154V185H153ZM153 186H152V187H153ZM156 186H157V185L155 184V187H156ZM161 186H162V185H161ZM167 186H168V185H167ZM167 186H166V189H169V188H167ZM179 186H181V185H178V187H179ZM218 186H220V185L218 184ZM218 186L214 187V191H216V190L218 191V190H219V189H218ZM229 186H230V185H229ZM172 187H173V186H172ZM223 187H224V186H223ZM230 187H231V189H234V188H235V187L232 188V186H230ZM230 187L228 188V190L230 189ZM258 187H259V185H258ZM150 188H151V187H150ZM156 188H158V186H157ZM156 188H155V190H156ZM164 188H165V187H164ZM175 188H177V187H175ZM180 188H181V187H180ZM205 188H206V186H205ZM212 188H213V187H212ZM215 188H217V189H215ZM261 188H262V187H261ZM261 188H260V189L258 188V190H259V191H263L264 189H261ZM147 189H148V188H147ZM147 189H145V191H148V190L150 191V189H148V190H147ZM181 189H182V188H181ZM221 189H222V186H221ZM221 189H220V190H221ZM255 189L257 190L256 186H254L253 190L255 191ZM153 190H154V189H153ZM158 190H160V187H159ZM158 190H156V191H158ZM192 190H193V189H192ZM207 190H208V189H207ZM220 190H219V191H220ZM222 190H223V189H222ZM228 190H227V191H228ZM258 190H257V191H258ZM55 191H57V190H55ZM149 191H148V193H153V192L155 193V191H153V192H151V191L149 192ZM197 191H198V190H197ZM201 191H202V190H201ZM210 191H211V190H210ZM217 191H216V192H217ZM224 191H225V190H224ZM224 191H223V192H224ZM232 191H233V190H232ZM238 191H239V189H238ZM238 191L235 190V192H238ZM241 191H240V192H241ZM254 191H252V192L249 191V193L251 192V193L253 194ZM48 192H47V193H48ZM159 192H160V191H159ZM161 192H162V190H161ZM161 192H160V193H161ZM169 192H170V191H169ZM193 192H196V190L193 191ZM198 192H199V191H198ZM198 192H197L196 194H198ZM205 192H206V191H205ZM225 192H226V191H225ZM240 192H239V194H240ZM263 192H264V191H263ZM156 193H157V192H156ZM162 193H163V192H162ZM164 193H165V191H164ZM164 193H163V194H164ZM228 193H230V192H228ZM244 193H245V195H246L247 192H244ZM244 193H243V195H244ZM146 194H147V192H146ZM163 194H162V195H163ZM167 194H168V193H167ZM194 194H195V193H193V195H194ZM214 194H216V193L214 192ZM232 194H233V193H232ZM252 194H251V195H252ZM259 194H264V193H259ZM152 195H153V194H152ZM156 195H159V194H156ZM162 195H161V197H162ZM193 195H192V196H193ZM199 195H200V194H199ZM217 195H218V193L216 194V197H219V196H220V195H218V196H217ZM227 195H228V194H227ZM227 195H226V196H227ZM54 196H55V195H54ZM189 196H190V192H189ZM189 196H188V197H189ZM201 196H203V191H202V193H201ZM201 196H200V197H201ZM226 196H225V197H226ZM232 196H233V195H232ZM232 196L230 195V198H231ZM236 196H237V195H235V197H236ZM240 196H242V195H240ZM248 196H249V195H248ZM248 196L246 195V196H244V197H246V199L249 200ZM253 196H255V195H253ZM253 196H252V197H253ZM262 196H263V195H261V196L259 197V199L261 198V200H262ZM150 197H151V196H150ZM165 197H166L165 202H166L169 198L172 199L171 197L168 198V196H166V195H165ZM194 197H195V195H194ZM198 197H199V196H198ZM200 197H199V198H200ZM214 197H215V196H214ZM235 197H234V198H235ZM257 197H258V196H257ZM263 197H264V196H263ZM48 198H50V197H48ZM192 198H193V197H192ZM199 198H198V199H199ZM226 198H227V197H226ZM226 198H225V199H226ZM228 198H229V197H228ZM230 198H229V199H230ZM241 198H243V197H241ZM155 199H157V198H155ZM170 199H169V201H171ZM218 199H219V198H218ZM221 199H222V198H221ZM263 199H264V198H263ZM188 200H189V199H188ZM188 200H187V201H188ZM191 200H193V199H191ZM226 200H227V199H226ZM230 200H231V199H230ZM152 201H155V200L152 198ZM158 201H159V199H158ZM160 201H161V200H160ZM173 201H174V200H173ZM173 201H172V202H173ZM224 201H225V200H224ZM224 201H223V204H224V203L226 204V202H224ZM231 201H232V200H231ZM262 201H263V200H262ZM161 202H162V201H161ZM167 202H168V201H167ZM167 202H166V204H167ZM191 202H192V201H191ZM221 202H222V201H221ZM221 202H218V203H221ZM250 202H252V200H251ZM255 202H256V201H255ZM255 202H254V203H255ZM257 202H258V201H257ZM145 203H146V202H143V203L141 204V205H142L141 210L143 211V215L147 216V215H146L147 212L149 211V212L151 213L152 211H150V210L147 211L148 207L145 205ZM163 203H164V202H163ZM168 203H169V202H168ZM187 203H188V202H187ZM192 203H193V202H192ZM229 203H230L229 205H231V202H229ZM254 203H253V204L251 203V204L254 205ZM262 203H263V202H262ZM160 204H161V203H160ZM223 204H222V205H223ZM246 204H247V203H246ZM259 204H260V202H259ZM168 205H170V204H168ZM168 205H167V206H168ZM172 205L175 206V204H171V206H172ZM190 205H191V204H190ZM216 205H217V204H216ZM167 206H165V209H167V208H166ZM225 206L228 207L227 204H226ZM225 206L223 207V208H224V211H225L226 209H228V208L225 209ZM259 206H260V205H259ZM259 206H258V207H259ZM263 206H264V204H263ZM229 207H230V206H229ZM256 207H257V204H256ZM260 207H262V206H260ZM149 208H152L151 210H155L157 207H151V206H149ZM161 208H162V207H161ZM220 208H221V206H220ZM250 208H251V206H250ZM171 209H172V207H171ZM260 209H261V208H260ZM157 210H158V208H157ZM159 210H161V209H159ZM162 210H163V208H162ZM162 210H161V211H162ZM172 210H173V209H172ZM249 210H250V209H249ZM256 210H257V209H256ZM256 210L253 211V212L257 213L258 210H257V211H256ZM261 210H263V209H261ZM146 211H147V212H146ZM155 211H156V210H155ZM170 211H171V210H170ZM219 211H221V210H219ZM227 211H228V210H227ZM230 211L232 212L231 209H230ZM230 211H228V212H224V213H230ZM263 211H264V210H263ZM149 212H148V213H149ZM165 212H167V211H165ZM175 212H176V211H175ZM175 212H174V213H175ZM217 212H218V211H217ZM249 212H250V211H249ZM249 212H248V214H249ZM259 212H260V211H259ZM259 212H258V213H259ZM219 213H220V212H219ZM224 213H223V214H224ZM255 213H254V214H255ZM261 213L263 214V212L261 211L259 217H261V215H262ZM59 214H60V213H58V212L55 210V208L53 207V205H51V206H50V209H49V211H48V215H49V217H50V218H54V219H59V216H61V215H59ZM141 214H142V213H141ZM159 214H160V212H159ZM221 214H222V213H221ZM232 214H233V212H232ZM248 214H246V211H245L244 214H243V216L248 215ZM252 214H253V213H252ZM149 215H151V214H148V217H149ZM153 215H154V214H153ZM166 215H167V214H166ZM231 216H233V215H231ZM240 216H242V214H241ZM248 216H249V215H248ZM251 216H252V215H251ZM257 216H258V215H257ZM257 216H256V217H257ZM263 216H264V215H263ZM150 217H151V216H150ZM164 217H165V215H164ZM227 217H228V216H227ZM227 217H225V219H226ZM229 217H230V216H229ZM253 217H254L255 219H254V218H251L250 220H253V219H254V221H255V220H256V217H255V216H253ZM143 218H144V216H143ZM154 218H155V215H154ZM230 218H231V217H230ZM230 218H229V219H230ZM232 218H233V217H232ZM245 218H246V217H245ZM247 218L249 219V217H247ZM263 218H264V217H263ZM144 219H146V218H144ZM144 219H143V220H144ZM147 219L150 220L151 218H150V219L147 218ZM147 219H146V220H147ZM155 219H156V218H155ZM166 219H167V218H166ZM166 219H165V220H166ZM229 219H227V220H229ZM257 219H258V218H257ZM261 219H262V217H261ZM146 220H145V222H146ZM157 220H158V217H157ZM165 220H164V222H165ZM227 220H224V221H227ZM263 220H264V219H263ZM187 221H188V220H187ZM218 221H219V219H218ZM230 221H231V219H230ZM246 221H247V220H246ZM258 222H259V219H258V221H257L256 224H255V222H254V225H256L257 227H259V229H262L261 232H264V231H263V227L261 226V227H262V228H261L260 226L257 225ZM260 222L262 223V220H260ZM146 223H147V222H146ZM148 223H149V222H148ZM226 223H227V222H226ZM162 224H163V223H162ZM228 224H231V223L228 222ZM228 224H227V226H228ZM179 225H180V224H179ZM223 225H225V223H224ZM261 225H262V224H261ZM151 226H152V225H151ZM180 226H181V225H180ZM263 226H264V222H263ZM156 227H157V226H156ZM163 227L165 228V225H163ZM223 228L225 229V226H223ZM223 228H222V229H223ZM227 228H228V227H227ZM227 228H226V229H227ZM224 229H223V231H225V233H226V231H227L228 229H227V230H224ZM229 229H230V228H229ZM147 230H148V228H147ZM177 230H178V229H177ZM184 230H185V229H184ZM230 230L232 231V229H230ZM223 231H222V232H223ZM166 233H167V232H166ZM228 233H230V232L227 231L226 234H228ZM222 234L224 235V233H222ZM230 236H231V234H230ZM230 236H229V237H230ZM223 237H224V236H223ZM227 238H228V236H227ZM260 240L262 241V238H261ZM228 244H230V243H228ZM263 244H264V242H263ZM261 245H262V244H261ZM178 246H179V244H178ZM261 248H262V247H261ZM151 256H152V255H151ZM251 256H253V255H251ZM253 257H254V256H253ZM253 257H252V258H253ZM258 257H259V256H258ZM206 258H207V257H206ZM249 258H250V257H249ZM250 260H252V259H250ZM251 262H253V261H251ZM254 262H256V261H254ZM248 263H249V262H248ZM250 264H251V263H250Z\"/></svg>",
    "mask_w": 264,
    "mask_h": 264
}]
</instances>
